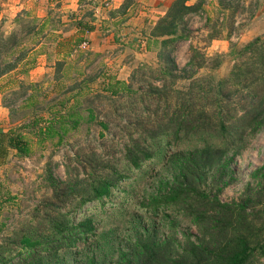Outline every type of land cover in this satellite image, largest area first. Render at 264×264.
Listing matches in <instances>:
<instances>
[{
	"label": "rangeland",
	"instance_id": "1",
	"mask_svg": "<svg viewBox=\"0 0 264 264\" xmlns=\"http://www.w3.org/2000/svg\"><path fill=\"white\" fill-rule=\"evenodd\" d=\"M200 1L203 8L188 14L184 25L176 19V28H184L183 34L187 38L165 48L161 45L162 38L151 43L148 50L138 47L131 40L132 31L126 27L123 15L119 19L120 25L108 28L117 32V48L112 51L115 55L118 53L117 57L123 59L127 66L126 72H118V75L126 77L138 92L132 98L129 95L112 98L104 92L107 83H115L108 77L121 79L113 69L111 74H107L96 56L83 55L88 49L78 51L71 58L76 60L80 74L63 84L68 90L54 88V84L50 86V80L57 78L56 69L53 65L52 69H47L46 77L39 80L42 90L38 95L40 104L36 108H20L30 94V83L33 82L29 76L21 86L11 85L13 91L4 102L10 111L12 135H21L29 144L31 154L20 158L10 151L5 160L0 161V238L4 236L13 240L15 233L29 226L43 227L42 231L47 234L46 220L52 213L56 217L67 214L78 219L96 213L97 219H101L96 238L56 256H44L34 264H87L92 258H96L97 264H116L120 259L119 250L132 252L137 247V240L143 241L149 235L164 246L166 251L162 264H169V257L182 253L187 238L198 243L202 241L201 232L182 209L161 206L156 213L150 206L151 197L165 195L172 185L179 159L165 163V156L169 159L175 149L163 141L159 147L160 154L145 161L140 169L131 167L125 156V145L130 143L129 131L132 130L128 125L130 113L127 108L141 109L140 93L152 91V85H165L163 92L173 87L168 73L170 58L179 70L174 87L185 91L192 79L203 80L207 84L227 78L233 68L244 61L239 59L238 52L256 38H264V0ZM155 27L146 25L143 31L149 35L156 30ZM28 29L29 25H25L21 31L27 32ZM5 32L0 30V41L6 36ZM106 55L110 56L111 52ZM194 57H199V62H194ZM113 59L111 57L107 63ZM189 62L191 65L187 66ZM24 63L16 70L27 69ZM15 64L11 62L10 65ZM24 76L27 75H19L20 78ZM69 96L71 101L66 102ZM65 102L67 108L68 105L76 106L75 111L80 112L85 120L67 134L61 144H57V137L38 144V129L54 121V116L63 110L61 103ZM90 115L93 120H90ZM100 122H107L108 130H102ZM193 143L187 141L183 147L188 149ZM113 165L126 176L121 185L126 193L116 189L115 197L107 199L105 205L92 202L83 209H77L76 198H63V201L54 192L55 184L81 183L83 179L96 178L99 173L107 175L110 173L107 169ZM224 165V176L219 184L223 188L219 195L222 202H239L245 195L254 194L264 187V182L256 175L264 165V128L244 138L237 154L230 150L223 160ZM196 173L199 187L213 193L216 189L215 166L206 171L200 168ZM257 205L250 212L251 216L259 219L257 225L262 227L264 193ZM249 264H264V255H256Z\"/></svg>",
	"mask_w": 264,
	"mask_h": 264
},
{
	"label": "trees",
	"instance_id": "2",
	"mask_svg": "<svg viewBox=\"0 0 264 264\" xmlns=\"http://www.w3.org/2000/svg\"><path fill=\"white\" fill-rule=\"evenodd\" d=\"M187 1L176 0L172 4L166 15L155 24L156 32L148 35L151 41H148V45L157 43L162 38L161 45L165 48L187 38L183 34L184 28H176L177 21L180 20V24L184 25L185 17L193 11H200L203 6L201 1L193 6L187 5ZM37 22V19L24 22L20 29L1 37L0 79L6 78L7 85L20 84V73L27 75L36 63V46L40 44L45 30V26H39ZM25 25H29L30 29L22 32ZM80 25L83 29L92 30L91 26ZM84 42L87 40L77 37L73 50L81 51L79 47ZM85 52L83 55H89V51ZM238 56L244 61L236 65L227 78L207 84L203 80L192 79L185 91L174 87L179 70L176 62L170 58L168 73L173 87L163 92L165 85H152V91L140 93L141 109L127 108L130 113L128 125L132 130L129 131L130 143L125 145V156L131 167L140 169L145 161L160 154L159 147L163 141L176 151L169 159L165 156V163L179 159L178 169L168 192L161 197H151L150 206L155 208L156 213L161 206L182 209L203 238L200 243L187 238L182 253L177 257H169V264H249L256 255H264V225H257L259 219L251 216L250 212L253 206H259L257 204L260 203L264 187L254 194L245 195L239 202L224 203L219 198L223 189L219 184L224 176V158L230 150L236 154L240 152L244 138L253 136L264 128V38L258 37L248 43L238 52ZM192 60L199 62V57ZM75 61L68 57L57 60L53 65L57 78L50 80L49 85L54 84V88L68 90L63 84L76 79L73 76L80 74ZM11 62L16 64L10 65ZM23 62L28 66L27 69L17 71ZM189 64L190 62L187 66ZM107 79L115 81L104 87V92L112 98L123 95L132 98L138 93L128 80L121 81L113 77ZM39 84L30 83V94L20 108L29 110L40 104L38 95L42 87ZM21 85L22 81L19 86ZM70 101L69 96L66 102ZM66 102L61 103L63 110L57 117L54 116V121L38 129V144L56 137L57 144H61L65 136L85 120L80 112L75 111L76 106L68 105L67 108ZM93 119L90 115V120ZM99 126L102 130L109 128L107 122H100ZM11 130L0 133V161H4L10 151L20 158L31 154L29 144L21 135H12ZM187 141L194 143L185 149L183 144L186 145ZM214 166L217 173L216 189L213 193H208L199 187L196 170H211ZM107 170L110 172L107 175L99 173L96 178L83 179L81 183L55 184L54 192L62 197L61 200L76 198L77 209H83L92 202L105 205L107 199L115 197L116 189L126 193L121 188L126 176L114 165ZM256 175L264 182V165ZM48 215L47 234L42 231L43 227L29 226L15 233L13 240L5 239L4 236L0 238V264H34L44 256H56L61 251L87 243L99 235L98 224L101 219H97L96 213L81 219L67 214L61 217H56L53 213ZM136 246L134 251L128 253L119 250L120 259L117 263L162 264L165 259L164 246L150 235L143 241L139 242L138 239ZM87 264H97L96 258H92Z\"/></svg>",
	"mask_w": 264,
	"mask_h": 264
},
{
	"label": "crops",
	"instance_id": "3",
	"mask_svg": "<svg viewBox=\"0 0 264 264\" xmlns=\"http://www.w3.org/2000/svg\"><path fill=\"white\" fill-rule=\"evenodd\" d=\"M174 1L0 0V29L5 30L6 35H10L22 23L34 19H37L39 26H45L41 42L36 46V63L27 76L20 78V84L28 76L33 83L40 82L47 74V69L61 58L68 57L69 60H74L71 58L75 57L73 45L77 37L87 40L89 55L99 59L101 67H104L107 74H111L113 69L118 75V72L125 73L127 66L123 59L120 60V57H117L118 53L116 55L113 53L112 50L117 48V32L108 28L118 23L120 25L119 19L123 15L126 27L132 31L131 40L136 42L138 47L148 50L151 46V44L148 45V41H151L148 34L143 31V27L157 24L160 18L166 15ZM199 1L188 0L187 5L193 6ZM80 24L91 26L92 30L83 29ZM110 52L111 55L107 56L106 54ZM111 57L114 59L108 64ZM52 59L55 62L52 63ZM34 77L38 80L33 79ZM119 78L127 81L126 77ZM11 87V84L7 85L6 78L0 79V133H6L11 129L10 111L4 102L13 91Z\"/></svg>",
	"mask_w": 264,
	"mask_h": 264
},
{
	"label": "built area",
	"instance_id": "4",
	"mask_svg": "<svg viewBox=\"0 0 264 264\" xmlns=\"http://www.w3.org/2000/svg\"><path fill=\"white\" fill-rule=\"evenodd\" d=\"M88 43L84 42L82 43V45L79 47L80 50H85L87 49ZM74 53H77V50L74 51Z\"/></svg>",
	"mask_w": 264,
	"mask_h": 264
}]
</instances>
